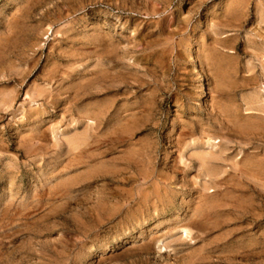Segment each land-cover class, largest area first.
<instances>
[{
  "label": "rangeland",
  "instance_id": "obj_1",
  "mask_svg": "<svg viewBox=\"0 0 264 264\" xmlns=\"http://www.w3.org/2000/svg\"><path fill=\"white\" fill-rule=\"evenodd\" d=\"M0 264H264V0H0Z\"/></svg>",
  "mask_w": 264,
  "mask_h": 264
},
{
  "label": "bare ground",
  "instance_id": "obj_2",
  "mask_svg": "<svg viewBox=\"0 0 264 264\" xmlns=\"http://www.w3.org/2000/svg\"><path fill=\"white\" fill-rule=\"evenodd\" d=\"M262 9V8H261ZM230 14V13H229ZM158 15V14H157ZM225 20V19H224ZM222 21V20H221ZM214 65V64H213ZM207 159V158H206ZM46 187V186H45ZM211 192V191H210ZM3 211V210H2Z\"/></svg>",
  "mask_w": 264,
  "mask_h": 264
}]
</instances>
